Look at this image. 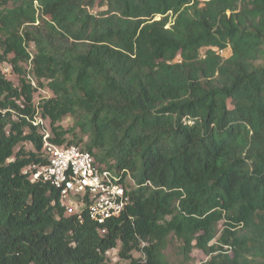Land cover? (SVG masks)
I'll use <instances>...</instances> for the list:
<instances>
[{"label": "trees", "instance_id": "16d2710c", "mask_svg": "<svg viewBox=\"0 0 264 264\" xmlns=\"http://www.w3.org/2000/svg\"><path fill=\"white\" fill-rule=\"evenodd\" d=\"M37 108L54 143L111 162L120 215L66 216L23 173L41 161ZM196 249L264 264V0H0V264H189Z\"/></svg>", "mask_w": 264, "mask_h": 264}, {"label": "built area", "instance_id": "2783aa9c", "mask_svg": "<svg viewBox=\"0 0 264 264\" xmlns=\"http://www.w3.org/2000/svg\"><path fill=\"white\" fill-rule=\"evenodd\" d=\"M3 70L10 73L9 66H4ZM28 78L35 85L30 74ZM30 121L39 127L42 135V155L41 161L28 165L23 173L32 182L48 183L58 190L66 216H76L80 222L87 217L103 225L126 209L130 203L128 187L110 163L98 162L81 144L54 143L48 122L38 108Z\"/></svg>", "mask_w": 264, "mask_h": 264}, {"label": "rangeland", "instance_id": "374dc122", "mask_svg": "<svg viewBox=\"0 0 264 264\" xmlns=\"http://www.w3.org/2000/svg\"><path fill=\"white\" fill-rule=\"evenodd\" d=\"M33 50H34V47H33V45H31L30 51H33ZM221 54L224 57H228L231 54L230 48L225 49L224 51L221 52ZM25 66H27V64ZM8 78L10 80H12L16 85L18 84V76L15 73H12L11 75H9ZM39 95L40 96L50 97L51 96V93L49 91L45 90V91H42V93L39 94ZM37 97L38 96H36V99H38ZM45 121L48 122V120H45ZM72 124H73V120H72L71 117L65 118L63 120V122H62V125L64 127H66V128L69 127V126H71ZM24 146H25V149L26 150H30L32 148V146L30 145V143L24 144ZM17 149H18V147L16 148V151H17ZM110 164H111V162H110ZM176 245H177V243L175 244V246H170L169 249L167 250V252L169 254H172V256L174 255V252L176 250V248H175ZM192 258L193 259H192L191 262H189V264H201L206 259V256L202 252H200L199 250L196 249L192 253ZM109 259H110V261L112 263H115V262H119V263L121 262L122 263V261L119 259V247L116 248V249H113L112 251L109 252ZM174 264H176V263H174Z\"/></svg>", "mask_w": 264, "mask_h": 264}, {"label": "clouds", "instance_id": "9594fccd", "mask_svg": "<svg viewBox=\"0 0 264 264\" xmlns=\"http://www.w3.org/2000/svg\"><path fill=\"white\" fill-rule=\"evenodd\" d=\"M29 66H30V65H29ZM29 66H28V67H29ZM28 67H27V68H28Z\"/></svg>", "mask_w": 264, "mask_h": 264}]
</instances>
